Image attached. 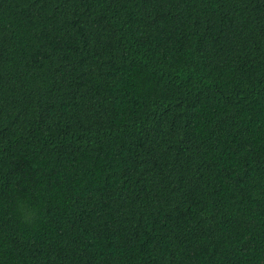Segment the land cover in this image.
Returning a JSON list of instances; mask_svg holds the SVG:
<instances>
[{
    "label": "trees",
    "instance_id": "1",
    "mask_svg": "<svg viewBox=\"0 0 264 264\" xmlns=\"http://www.w3.org/2000/svg\"><path fill=\"white\" fill-rule=\"evenodd\" d=\"M0 264H264V0H0Z\"/></svg>",
    "mask_w": 264,
    "mask_h": 264
}]
</instances>
